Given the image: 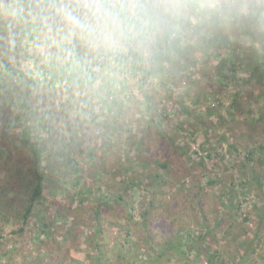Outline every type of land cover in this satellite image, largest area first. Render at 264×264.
<instances>
[{
	"label": "rangeland",
	"instance_id": "374dc122",
	"mask_svg": "<svg viewBox=\"0 0 264 264\" xmlns=\"http://www.w3.org/2000/svg\"><path fill=\"white\" fill-rule=\"evenodd\" d=\"M30 4L34 40L18 50L7 30ZM0 36L22 53L11 60L22 92L26 75L58 71L52 87L37 77L28 108L57 168L27 218L30 112L18 100L0 109V264H147L180 237L159 264H264V0H0ZM130 45L141 60L120 58ZM69 62L90 88L60 81Z\"/></svg>",
	"mask_w": 264,
	"mask_h": 264
},
{
	"label": "trees",
	"instance_id": "16d2710c",
	"mask_svg": "<svg viewBox=\"0 0 264 264\" xmlns=\"http://www.w3.org/2000/svg\"><path fill=\"white\" fill-rule=\"evenodd\" d=\"M47 2L44 1L42 3V5L46 4ZM11 6V5H10ZM35 5L34 4H30L28 7V11L27 12H20L19 10H14L15 13L18 16V19H16V22L13 20L14 23H17L18 27L15 28V24H9V28L10 30H7L10 34L11 37L10 39H15L16 42L19 46H18V50H21V48L24 45V40L29 39V41L34 40L33 38V31L30 28L31 26V19L28 15V13L33 12ZM175 38V37H174ZM173 38V39H174ZM165 40H168V42L170 43V46L172 44V46L170 47V49L168 50V53H171L170 56L174 59L175 61V57H176V52L178 51V41L174 40L172 43L171 38H167L165 37ZM164 40V41H165ZM130 43H136V41L134 39H130ZM29 44V42L27 43ZM133 45V44H132ZM161 55L165 56L163 53H161ZM130 57H134V59L136 60H141V55L138 51H136L134 49V47H132L130 45V51L126 54L120 55L121 59H129ZM12 58H16V59H21L22 58V53L21 52H17L16 50H12L11 47L9 45H5L4 44V38L2 36H0V60H1V65H0V74L1 72L4 73V75L2 77H0V95L2 96V102L3 104L0 103V109L6 108L8 102H10V106L12 105V103L15 100H18V102H20V104L22 105V108L26 109V112H30L28 113L27 119H26V125L25 128L22 129L23 134L26 136V141L29 145V149L31 151V155L33 158V162L31 165V173L33 174V180L31 181L29 178L26 179V183H24L25 186H23L24 189V197H23V201H26V207H27V212L25 213V218L28 217V215L30 214V212L32 211L33 205L37 202L40 201L44 195L45 192V177L47 175V171H53L55 170L56 167V163H50L47 159V163L44 164L45 162V150L47 147V142L50 141V137L47 135V137H41L38 138V141L36 140V138L34 139V137L32 136L31 133V127L35 128L34 126L36 125V121L35 123H33L34 120L30 121L29 119L32 117V113L35 112V116L34 119L37 118L36 115V111L35 110H29L28 108L33 106V102H31V98L32 95L34 93V91L38 88V85H40V82L38 80L37 77H40V74H51L52 77L50 78L51 80L45 82L47 86L52 87L54 86L56 83H53V77H55L58 73V71L56 72L55 70L50 72H46L44 70L43 73V69H41L40 73H38V75L34 76L33 74H29L26 75L27 77V83L25 84L26 86H24V92H22V87L23 84L22 81L19 79H16L15 77H17L18 73H20V70H17L13 63H12ZM79 58L81 60V57H76ZM223 59V58H222ZM225 62V67L228 68V70L233 71V68H235L237 66V62L236 60L230 56L224 59ZM70 63V64H69ZM65 63V66L60 67L59 70V75L61 77V82L65 83V84H69V85H74V86H86L88 88H90L94 82V78L89 77L88 78V74H84V72H87V68L81 69V66L75 67L77 64L75 63ZM80 63V62H79ZM257 65L255 66V69L259 70L258 68L262 65L261 62H257ZM154 67L152 70H143L142 72H140V74L142 75L141 81H145L146 78H148L150 75L153 74L154 71ZM22 75V74H20ZM88 78V79H87ZM46 81V80H45ZM44 85V84H43ZM143 83H141V87H142ZM21 92V93H20ZM8 100V101H6ZM144 112H146L150 106V100L148 99L147 95H144ZM49 110V109H47ZM46 111V110H45ZM152 117H150V121H152ZM32 122V123H31ZM37 129L39 128V126L36 127ZM146 133V130H144ZM48 130L47 133L48 134ZM144 140V133L142 134V137L140 139L141 143ZM71 144V143H70ZM66 148H67V144L65 143L63 145V148L60 149L58 156L61 158H66V160H71V156H66ZM62 162L65 163V161L63 160ZM261 184V182L259 183ZM128 187V186H127ZM30 189V190H28ZM123 193L124 191L120 192V195L114 200L115 202H119L122 200L123 198ZM25 198V200H24ZM97 209L96 212V223L99 224V213H98ZM202 220V225L206 224L207 221V217L204 215L203 217L200 218ZM220 222H216L215 223V229L219 228ZM212 232V227H209L206 225V231L204 233V235H198V236H194V235H189L187 237V242L186 243H193L196 240H200L203 237H206L208 234H210ZM106 234V232L104 233ZM1 237V234H0ZM150 242H153L154 240L150 239ZM183 237L178 238L176 241L171 242V246H165L162 249H159L158 252L154 255L151 256V260L147 263V264H159L160 260L163 256H165L167 254V252L169 250H171L172 248L174 249H178L180 246L183 245ZM252 242H254L252 240ZM151 244V243H150ZM124 250V248H123ZM218 250H215L214 253H212L210 260H212L213 258L217 257ZM213 261V260H212ZM99 263L103 264V262L101 261V258L99 259Z\"/></svg>",
	"mask_w": 264,
	"mask_h": 264
},
{
	"label": "clouds",
	"instance_id": "9594fccd",
	"mask_svg": "<svg viewBox=\"0 0 264 264\" xmlns=\"http://www.w3.org/2000/svg\"><path fill=\"white\" fill-rule=\"evenodd\" d=\"M97 13L103 17L104 14L100 12V9H97ZM65 15V19L68 20L71 24L81 28V29H87L89 32H94L96 31V28L91 26V25H88V24H85L83 23L80 18H78L77 16L73 15L71 12H65L64 13ZM105 24L108 22L107 19H104L103 21Z\"/></svg>",
	"mask_w": 264,
	"mask_h": 264
},
{
	"label": "flooded vegetation",
	"instance_id": "af4514ba",
	"mask_svg": "<svg viewBox=\"0 0 264 264\" xmlns=\"http://www.w3.org/2000/svg\"><path fill=\"white\" fill-rule=\"evenodd\" d=\"M2 237V236H1ZM1 237H0V239H1Z\"/></svg>",
	"mask_w": 264,
	"mask_h": 264
}]
</instances>
